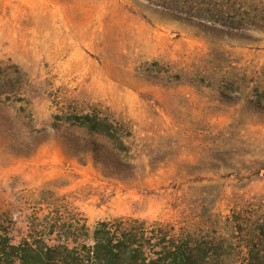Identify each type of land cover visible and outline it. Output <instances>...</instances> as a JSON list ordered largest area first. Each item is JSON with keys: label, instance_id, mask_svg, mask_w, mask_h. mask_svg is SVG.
Wrapping results in <instances>:
<instances>
[{"label": "rangeland", "instance_id": "obj_1", "mask_svg": "<svg viewBox=\"0 0 264 264\" xmlns=\"http://www.w3.org/2000/svg\"><path fill=\"white\" fill-rule=\"evenodd\" d=\"M115 218L173 264H246L264 0H0V234L53 246Z\"/></svg>", "mask_w": 264, "mask_h": 264}, {"label": "trees", "instance_id": "obj_2", "mask_svg": "<svg viewBox=\"0 0 264 264\" xmlns=\"http://www.w3.org/2000/svg\"><path fill=\"white\" fill-rule=\"evenodd\" d=\"M232 17L234 21L238 20L235 19L237 16ZM212 21L217 25H235L219 19ZM140 222L145 223L144 220ZM66 231L64 241L67 242L53 246L44 243L45 247L14 244L8 235L0 234V261L14 263L17 260L18 264H158L159 260H165L163 264H173L180 253V246L175 244L173 249H167L164 236L151 242L145 236L143 226H127L121 218L102 220L91 230L85 224L79 228H72L71 224ZM146 247L148 251L163 255L149 258ZM246 247V264H264V224H258L257 239H250Z\"/></svg>", "mask_w": 264, "mask_h": 264}]
</instances>
